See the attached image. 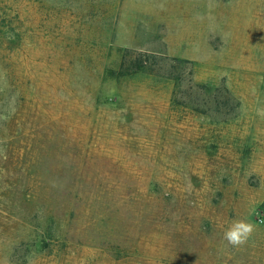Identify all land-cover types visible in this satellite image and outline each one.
<instances>
[{
	"label": "rangeland",
	"instance_id": "rangeland-1",
	"mask_svg": "<svg viewBox=\"0 0 264 264\" xmlns=\"http://www.w3.org/2000/svg\"><path fill=\"white\" fill-rule=\"evenodd\" d=\"M0 264H264V0H0Z\"/></svg>",
	"mask_w": 264,
	"mask_h": 264
},
{
	"label": "clouds",
	"instance_id": "clouds-1",
	"mask_svg": "<svg viewBox=\"0 0 264 264\" xmlns=\"http://www.w3.org/2000/svg\"><path fill=\"white\" fill-rule=\"evenodd\" d=\"M256 232V225L247 219L234 220L223 232V240L233 248L247 245Z\"/></svg>",
	"mask_w": 264,
	"mask_h": 264
}]
</instances>
